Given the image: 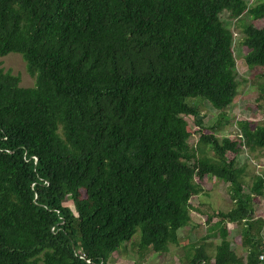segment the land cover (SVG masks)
Returning a JSON list of instances; mask_svg holds the SVG:
<instances>
[{"label": "trees", "instance_id": "1", "mask_svg": "<svg viewBox=\"0 0 264 264\" xmlns=\"http://www.w3.org/2000/svg\"><path fill=\"white\" fill-rule=\"evenodd\" d=\"M223 13L247 68L264 67V28L251 23L264 19V0H0V57L21 55L35 79L21 87L0 66V264H107L138 228L139 254L166 253L192 224L206 177L228 184L233 206L205 216L214 257L194 247L187 264H262L253 203L264 173L244 193L228 157L264 151V123L220 139L188 102L223 113L238 95ZM228 224L240 225L244 259Z\"/></svg>", "mask_w": 264, "mask_h": 264}, {"label": "rangeland", "instance_id": "2", "mask_svg": "<svg viewBox=\"0 0 264 264\" xmlns=\"http://www.w3.org/2000/svg\"><path fill=\"white\" fill-rule=\"evenodd\" d=\"M249 5L255 4L258 0H245ZM223 21L227 24L229 30L234 33V55L236 58V71L238 82V95L233 105L223 113L213 109L209 103L200 98L188 100L192 105L199 107V118L204 128L214 127L217 138L233 139L239 136V123L249 122L251 126L264 123V67L248 69L244 63L245 49L240 46L242 38L241 32L236 27V21L230 20L227 13L222 14ZM250 23V20H245ZM257 28H264V19L251 22ZM0 66L12 74H19L21 87H32L34 78L26 70V64L21 55L9 53L0 57ZM223 118V119H221ZM191 130L194 133L190 136L188 143L193 146L198 138L196 126L193 118L185 116ZM210 156V152L207 153ZM234 159L236 167L241 169L243 192L247 193L251 184V178L256 174L264 173V151L260 149L251 150L248 147H242L240 151L229 156ZM202 188L201 194L192 197L190 200V218L192 224L178 231L179 245L171 244L169 250L163 254H157L146 251L139 254L136 245L132 244L139 237V228L130 242L122 245L107 259V264H187V259L194 254L193 248L201 246L204 253L212 259L215 254V247L219 244L218 238L204 240L206 235L205 216L213 212H227L232 208L228 194V184H224L212 177H206L199 184ZM263 199V202L261 200ZM253 203L258 213L264 215V198H259ZM72 211L74 206L71 201L64 202ZM228 239L231 242V248L241 259L245 258V251L240 246L239 234L240 225L228 224Z\"/></svg>", "mask_w": 264, "mask_h": 264}, {"label": "built area", "instance_id": "3", "mask_svg": "<svg viewBox=\"0 0 264 264\" xmlns=\"http://www.w3.org/2000/svg\"><path fill=\"white\" fill-rule=\"evenodd\" d=\"M258 260L260 263L264 264V239L262 240V243H261V249H260V253L258 255ZM86 262L89 263L90 260L87 259Z\"/></svg>", "mask_w": 264, "mask_h": 264}, {"label": "crops", "instance_id": "4", "mask_svg": "<svg viewBox=\"0 0 264 264\" xmlns=\"http://www.w3.org/2000/svg\"><path fill=\"white\" fill-rule=\"evenodd\" d=\"M258 175V174H256ZM260 175V174H259ZM261 202H263V199L261 200ZM256 203V202H255ZM253 210H254V216L255 218H259V219H263L264 220V215L263 214H260L258 213V211L255 209V207L253 206ZM262 235H263V239H264V225H263V228H262ZM246 255V254H245Z\"/></svg>", "mask_w": 264, "mask_h": 264}]
</instances>
